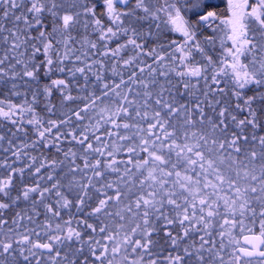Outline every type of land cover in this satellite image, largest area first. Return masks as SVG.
I'll list each match as a JSON object with an SVG mask.
<instances>
[{"label":"snow or ice","instance_id":"obj_1","mask_svg":"<svg viewBox=\"0 0 264 264\" xmlns=\"http://www.w3.org/2000/svg\"><path fill=\"white\" fill-rule=\"evenodd\" d=\"M213 7L212 0H95L91 7L80 0H0V86L11 85L10 94H19L21 87L32 92V101L26 105L8 104L5 110L0 101V118L17 129L11 135L27 136L14 117L25 110L33 112L41 96L50 97L59 90L63 107L76 103L73 81L84 94L83 107L69 108L58 116L49 101L47 111L56 119L45 123L34 115L29 124L35 127L37 139L30 145L27 141L17 145L8 133L0 134V264H161L154 259L157 242L153 239L160 232L161 239L171 244L167 264H239L245 259L237 253L233 262L227 254L224 228L236 217L225 212L227 203L221 205L215 197L217 191L225 192L233 201V212L239 209L241 215L251 211L257 216L259 209L258 218L264 221V167L258 175L249 168V162L264 165V135L256 132L264 127L260 122L264 0H258L248 13H234L231 59L225 57L222 63L209 54L212 36L200 42L197 32L215 18ZM97 8L103 9L100 16ZM81 16L89 21L85 29L100 30L97 41L72 35ZM105 16L110 21L107 28ZM164 18L172 30L183 34L184 43L148 48L152 25L159 31L157 21ZM123 37L125 43L110 47ZM173 47L176 52L167 55ZM129 51L132 55L125 59L122 53ZM196 55L202 57L198 64H194ZM149 58L153 63H147ZM165 61L179 62L175 76L168 71L172 64ZM57 71L64 78L51 79ZM229 75L236 89V109L221 107L215 97L223 89L214 91L211 86L203 92V101L196 96L181 103L193 91L191 78L197 82L204 78L206 84L211 79L219 85L221 76ZM45 78L50 83L43 91L38 87L33 91L32 84ZM245 88L253 95L241 105ZM245 109L244 119L233 114ZM93 119H103L105 127L98 130L119 143L100 147L104 145L101 136L93 143L86 129L76 127L86 120L91 125ZM62 127L73 131L62 136L57 131L49 141L53 129ZM69 137L78 150L63 148V140ZM6 139L8 146L3 147ZM53 148V157L40 161L33 156L32 163L17 167L16 162L28 158L29 152ZM125 150L127 160L118 159ZM224 166L229 168L227 176ZM214 171L219 174L216 179ZM44 172L48 175L43 176ZM204 180L213 182L211 192ZM239 181L245 182L243 188ZM21 203L28 207L14 211ZM77 215L81 218L74 227ZM218 218L224 220L219 228ZM176 226L182 234L175 231ZM217 231L219 243L214 239ZM86 234H90L87 242ZM252 247L256 251L248 253L249 264L254 258L264 261V250L257 251V244Z\"/></svg>","mask_w":264,"mask_h":264},{"label":"trees","instance_id":"obj_2","mask_svg":"<svg viewBox=\"0 0 264 264\" xmlns=\"http://www.w3.org/2000/svg\"><path fill=\"white\" fill-rule=\"evenodd\" d=\"M242 1L243 3L245 2V0H242ZM80 3L88 4V6L91 7L93 3H95V0H80ZM212 3L214 7L211 8L210 10L216 13L215 18L211 22H209L207 25L199 26L197 28V32L199 35L200 42L205 41L206 37H208L209 35L212 36L214 42L208 45L209 54L213 56V58L215 59L217 63H222L225 60V57H228V50L233 47V41L229 39V36L231 35V31L226 23L230 16L231 0H212ZM257 3H258V0H247L246 6H244L243 8V12L244 13L250 12L251 7L255 6ZM118 10H123V9L122 7H119ZM77 11H82V9L77 8ZM102 13H103V9L97 8V16H100ZM185 19H187L186 15H185ZM86 23H89V21H85L83 16H81V20L73 28L72 35L75 36L79 34L78 38L80 40L88 39L93 42L97 41L99 38L100 30L94 29V27H89L85 29ZM157 23L160 24V29L159 31H157L156 24L152 25V34L150 36V42L148 43V48H156L157 50H159L161 46L168 47L169 44H173V43L176 46H180L184 43L183 34L172 30L171 25L167 24L166 18L162 20H158ZM103 25L105 28H107L110 25V21L107 19L106 16L104 17ZM144 31H145V34H147V26H145ZM126 39H127L126 37H123L114 42H111L110 47L115 49L117 43H125ZM101 50L103 51V48ZM145 51H147V49H145ZM172 52H176L175 47L168 48V52L166 54L171 55ZM122 55H124V58L127 59L132 55V53L129 51L127 53H122ZM179 55L180 54L177 53V56ZM189 59H193V58L190 56ZM228 59L230 60L231 57H228ZM201 60H202V57L200 55H196L194 58V64H198ZM147 63L149 64L153 63L151 58L148 59ZM169 64H172V67L168 68V71H170L172 75L175 76L176 74L175 68H178L180 66L179 62L178 61H175V62L165 61V65H169ZM192 66L193 65H188V67H192ZM208 75L210 77L212 73H209ZM57 78H64V77L61 76V74L57 71L54 75L51 76V79H57ZM48 83H50V80L45 78V79H41L38 83H33L31 87L33 91H35L37 87L41 91H43L44 86ZM172 83L175 84L176 80H173ZM80 85H83L82 78L80 80ZM209 86H211L214 91L217 89H223L222 95L218 94L215 97L217 101L222 102L221 107L228 105L230 106V108L236 109L237 98L234 95V92L236 89L233 87V80L231 79V75H229V77L221 76V83L219 85L214 84L211 81V79H208V83L206 84L204 78H200L198 82L196 78H191L190 87L193 89V91L190 92L189 94H186L184 96V99L181 101V103H185L191 99H194L196 96H199L200 100L203 101L205 99L203 92L206 91ZM10 87L11 85H9L7 88L0 86V101L3 102L5 110H7L8 104H15L17 106H20V105H26L28 102L32 101V92L27 91L26 87H21L19 89V94H16V93L10 94L8 90ZM71 88H72L71 94L73 97L76 98V103H69L67 107H63L64 102L62 100L60 91L54 90L53 94L50 97L41 96L35 102V104L33 105V112H29L25 110L22 114H18L17 116L14 117V119L18 121L19 124L23 125L24 130L27 132V136H24L23 133H20L19 139H17L15 136H12L11 133H15L17 129L15 126H13L10 123V121L5 120L3 118H0V134L8 133L9 138L13 139L17 145H21L25 143V141H27L30 145L31 141L37 139L35 127L29 124V121L33 119L34 115L37 119L46 123L49 119H56L57 116L60 115L61 113L67 112L69 108L83 107V103H81V101L83 100L84 94L76 90L77 85L74 81L71 84ZM180 91L184 92V88L182 84L180 85ZM261 91H264V89H261ZM250 95H253V93L248 91L247 88H245L243 92L241 93V99L239 103L243 105V99L247 98V96H250ZM209 99H211V97H209ZM49 101L51 102V105H55L57 116H52L48 113L46 104H48ZM190 106H195V105L193 104ZM253 107L259 108V105H253ZM207 111L209 115L212 114V110L210 108L207 109ZM217 114H218V110H217ZM233 114H236L238 116V119H244L247 116V110L245 109L242 113L240 112V110H236V112H234ZM108 115H109L108 113H105L104 119H107ZM260 122L262 125H264V114L260 115ZM92 125H96V127H93ZM76 127L86 129L87 133L90 136H92L93 143L96 142L97 136H101L102 139L104 140V145H98L100 147H104L108 145H115L119 143L116 139L109 140L107 132L98 130V129H103L105 127L103 119H93L91 125L86 120L83 125L78 124L76 125ZM107 127L111 128L112 127L111 123H109ZM57 131H59V133L62 136L64 133L73 131V129L69 127H62V128H59V130L53 129L52 133L49 135V141L55 139L57 135ZM247 131L249 135H251L253 130L249 128ZM256 132H257V135H264V127L257 129ZM70 141H71V137H69L68 140H63L62 146L65 150L69 147H74V144L70 143ZM7 146H8V140L6 139L4 141L3 147H7ZM74 150H78V148L74 147ZM54 155H55V148H53L51 152L37 149L36 151L29 152L28 158L17 161L16 162L17 167H22L25 164L32 163L31 157L33 156L38 157L40 161H43L45 157H53ZM62 156H63V153L60 154V158H62ZM117 158L126 161L127 160L126 150L119 153ZM37 166H39L38 163H37ZM262 167H264V165H261L259 163H257L256 165H252L251 162H249L250 170L255 169V172L257 175L260 173V170ZM228 174H229V168L227 166H224V175L227 176ZM47 175H48L47 172L43 173V176H47ZM233 176H234V173H233ZM39 179L40 177H37V180ZM16 180H17V188L19 189L21 178L17 176ZM25 182L29 184L35 183V181H32V180H27ZM239 183L241 184V187L245 186L244 181H239ZM25 207H28V205L21 203L19 208H14V211H20V209L25 208ZM71 211L75 213L76 210L72 209ZM173 215H175V213H173ZM258 215H259V209H257V216H253L251 214L249 217H246L244 219L243 225L240 227L241 229V232H239L240 234H236L234 232L233 236L235 238V241L234 242L232 241L231 242L232 244H228V243L226 244L224 241V244L227 248V254L232 258L233 262H235L236 260L235 248L239 245V239L242 235L247 234V233H257L264 237V227H262V225H264V221H261L258 218ZM80 218L81 217L79 215L73 218L72 224L74 227L76 226V221L79 220ZM42 219L43 217H41V220ZM67 219H69V213L65 211L64 220H67ZM233 223L234 222L232 221V224ZM220 225L218 221L217 228H219ZM81 227L83 226L81 225ZM175 231L181 232V234L183 233V230L179 228L178 226L175 227ZM89 235L90 234L84 235L85 242L89 240ZM161 237H163V232H160L158 235L153 237V239L157 242L155 245V249H154V259L161 261V264H167V257L169 256V250L171 249V244L165 243V241L161 239ZM94 238L96 240L101 239V237L99 236H95ZM194 239L198 241L199 236L194 237ZM214 239L216 240L217 243H219L220 237H219L218 231ZM188 243L191 244L192 239H189ZM174 254L175 253L172 252V255ZM137 259H139V257H137ZM146 264H151V262L148 261L146 262ZM239 264H249V260H244V259L240 260ZM251 264H264V261L251 260Z\"/></svg>","mask_w":264,"mask_h":264},{"label":"rangeland","instance_id":"obj_3","mask_svg":"<svg viewBox=\"0 0 264 264\" xmlns=\"http://www.w3.org/2000/svg\"><path fill=\"white\" fill-rule=\"evenodd\" d=\"M237 6H240V7L237 8ZM244 6H246V3L245 2L243 3L242 0H231L230 16H229V18H228V20L226 22L228 27L230 28L231 34H232V25H231L230 21H232L234 19V13L235 12H237V11L243 12ZM117 8L119 9V6H117ZM218 175L219 174L214 171L213 172V179H216V177ZM203 185H206L210 192L213 190V188H212L213 182L212 181L204 180ZM223 187H224V189H227L228 188V183H224ZM242 188H243V186H242ZM215 198H219L220 199L221 205L227 203L228 206L224 208V211L229 213V215H234L236 217V219H234V220H229L228 223H227V226L224 228V236H225L224 241H225L226 244L227 243L228 244H232L231 242L235 241V238L233 236L234 232L236 234H240L239 233V232H241L240 227L243 225L244 219L246 217H249L252 214V212L249 211V212H247L246 215H241L239 209H237V211L233 212L232 211L233 201L231 200V198L228 195H226L225 192L217 191ZM218 219H219L218 220L219 221V225L220 224L223 225L224 220L221 219V218H218ZM232 221L234 222L233 224H232ZM242 231H244V230H242Z\"/></svg>","mask_w":264,"mask_h":264},{"label":"water","instance_id":"obj_4","mask_svg":"<svg viewBox=\"0 0 264 264\" xmlns=\"http://www.w3.org/2000/svg\"><path fill=\"white\" fill-rule=\"evenodd\" d=\"M262 237H263L262 235L257 233H247L242 235L239 239V245L235 248L236 254L238 253L240 256H244L245 257L244 260H248L247 259L248 253L251 252L253 255H255L256 250L252 247L253 244L258 245L257 251L264 250V243H261L262 239H264ZM252 260H258V259L254 258Z\"/></svg>","mask_w":264,"mask_h":264}]
</instances>
